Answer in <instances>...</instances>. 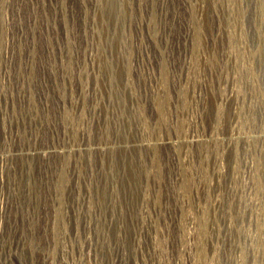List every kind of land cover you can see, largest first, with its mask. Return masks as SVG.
<instances>
[{"label":"rangeland","instance_id":"1","mask_svg":"<svg viewBox=\"0 0 264 264\" xmlns=\"http://www.w3.org/2000/svg\"><path fill=\"white\" fill-rule=\"evenodd\" d=\"M0 264H264V0H0Z\"/></svg>","mask_w":264,"mask_h":264}]
</instances>
